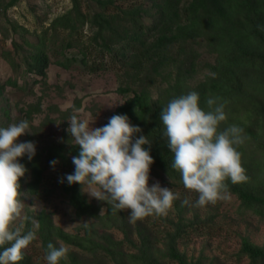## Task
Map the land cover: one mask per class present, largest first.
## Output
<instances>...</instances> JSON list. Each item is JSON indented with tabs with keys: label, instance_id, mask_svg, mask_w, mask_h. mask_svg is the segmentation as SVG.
Wrapping results in <instances>:
<instances>
[{
	"label": "rangeland",
	"instance_id": "374dc122",
	"mask_svg": "<svg viewBox=\"0 0 264 264\" xmlns=\"http://www.w3.org/2000/svg\"><path fill=\"white\" fill-rule=\"evenodd\" d=\"M193 1L179 0L181 12ZM163 13L154 0H0V127L27 120L32 134L19 141L36 146L31 161L19 158L27 171L19 180L23 210L16 223L36 238L18 264H47L49 243L68 248L59 264H264V257L253 260L243 251L245 243L264 251V207L247 208L229 191L239 186L264 196V71L227 67L224 57L234 45L208 13L192 14L194 25L182 17L165 20L177 40L162 49V61L120 50L133 42L152 49ZM250 37L249 50L263 55ZM213 79L230 88V96L220 99L227 101L220 130L237 125L245 137L237 150L248 179L226 181L230 199L196 207L198 194L184 187L180 173L160 167L166 158L155 150L157 140L151 143L149 186L159 181L179 194L166 216L132 223L127 211L113 213L80 184L67 183L80 150L66 131L71 115L102 127L121 106L138 110V96L149 102V116L127 117L142 130L137 137H148L173 98L195 91L207 111L209 97L202 94Z\"/></svg>",
	"mask_w": 264,
	"mask_h": 264
},
{
	"label": "clouds",
	"instance_id": "9594fccd",
	"mask_svg": "<svg viewBox=\"0 0 264 264\" xmlns=\"http://www.w3.org/2000/svg\"><path fill=\"white\" fill-rule=\"evenodd\" d=\"M199 101L195 91L173 98L161 110L160 120L173 153L171 167L180 173L184 187L198 194L195 206L204 207L230 199L227 180L239 184L248 177L237 150L245 141L243 129L230 125L220 130L227 119V101L210 96L207 111ZM67 121L71 144L80 149L79 155L72 157L74 172L66 175L69 185L80 184L82 192L110 205L113 213L127 211L132 223L168 214L179 194L161 187L159 181L149 186L152 141L144 135L137 137L142 130L132 125L127 115H113L102 127H93L94 121L90 125L76 114ZM29 129L27 120L0 127V264H18L23 250L36 238L33 230L24 231L23 222L16 223L23 210L19 180L27 171L19 158L26 155L31 161L36 154L34 142L19 141L32 134ZM57 163L50 162L53 167ZM33 224L38 226L36 221ZM47 249V264H59L68 253L63 245L49 243Z\"/></svg>",
	"mask_w": 264,
	"mask_h": 264
},
{
	"label": "trees",
	"instance_id": "16d2710c",
	"mask_svg": "<svg viewBox=\"0 0 264 264\" xmlns=\"http://www.w3.org/2000/svg\"><path fill=\"white\" fill-rule=\"evenodd\" d=\"M155 7H157L160 13H163L162 21H159V38L155 41L153 48L150 50L139 49L136 47V42H133L130 45L121 47L120 50L129 49L134 54V56H143L144 54H151L149 57L153 60L154 57L158 58L161 61L163 56L161 55L162 49L166 48L167 45L172 44L177 40V32H173L171 25L168 21H165L170 17V19H176L179 21L181 17L183 21H189L194 25L192 14L194 13H208L211 17L214 15L215 22L217 25L223 26V29L228 31V37L232 44L234 45L232 50L230 49V56L224 57V63L227 64L229 69L235 67L247 68L250 70H256L258 72L264 71V0H203L196 1L194 0L190 3L187 9H184L182 13L179 9V0H154ZM131 12V11H130ZM132 13V12H131ZM137 18V17H136ZM212 18V17H211ZM183 22L180 23L181 26ZM188 24V23H187ZM185 24V25H187ZM219 26V27H220ZM140 30L143 28L142 24L139 25ZM249 27V28H248ZM181 28V27H179ZM252 36L263 49V55L260 53H255L249 50V45L251 43ZM119 50V51H120ZM119 51L116 52V56H119ZM44 60V58H40ZM152 62V61H151ZM85 65L88 67L87 59L84 61ZM161 65V64H160ZM215 82H209L205 86L202 96L206 97H220L223 99V96H230V88H224L219 86L216 79ZM232 89V88H231ZM240 92V89H239ZM217 93H220L217 96ZM224 93V94H223ZM146 100L136 96L133 103L139 104V109L134 111V105H124L118 108L114 115H132L135 114L139 116L138 118L141 121L145 120L148 117V103H145ZM151 121H154L153 119ZM163 124L158 125L152 123L150 128L147 129V136L149 140H157L158 146L155 150L161 149L163 152V157L165 160H161V168L165 169L168 172H175V170L169 165L173 161V153L168 147L167 138L164 136ZM79 155V154H78ZM169 164H167V162ZM229 191L237 196V198L243 203L247 208L253 207H264V196L257 195L246 188L239 186H232L229 188ZM85 209V207H83ZM7 246V245H6ZM2 251V249H0ZM243 251L251 259L256 260L264 257V251L262 249H257L252 247L250 244L245 243L243 246ZM172 256L175 257L172 250Z\"/></svg>",
	"mask_w": 264,
	"mask_h": 264
}]
</instances>
